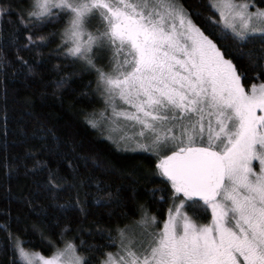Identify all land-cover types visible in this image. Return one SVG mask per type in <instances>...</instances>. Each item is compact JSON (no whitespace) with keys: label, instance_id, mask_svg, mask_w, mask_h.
I'll use <instances>...</instances> for the list:
<instances>
[{"label":"snow or ice","instance_id":"1","mask_svg":"<svg viewBox=\"0 0 264 264\" xmlns=\"http://www.w3.org/2000/svg\"><path fill=\"white\" fill-rule=\"evenodd\" d=\"M249 8L247 0L187 5L185 0H0V120L5 137L8 87L3 81L23 78L27 86L44 63L39 50L58 38L48 55L67 63L53 66L60 73L51 81L54 92L75 91V80L91 77L81 81L83 96L99 97L115 116L139 129L118 150L134 152L131 143L153 158L151 170H124L94 160L105 173L131 178L113 189L111 182L81 176L70 160L71 180L47 160L35 159L31 168L23 157L19 164L10 163L5 139L0 166L6 178L19 174L20 166L25 175L47 169V178L22 196L5 187L9 206L0 209L3 264H264V8ZM44 28L48 31L41 33ZM21 50H35L32 62L19 55ZM257 79L261 82L246 87ZM117 98L128 109H117ZM23 99L33 102L31 96ZM71 107L84 114L85 124L98 128L90 118L95 109L90 113ZM31 135L39 140L50 135L53 144L42 145L49 152L59 147V138L43 124ZM75 147V141L68 142L69 151ZM140 175L149 182L161 180L143 191L152 204L167 205L166 215H157L139 198ZM86 182L98 190L110 189L93 203L107 205L115 223L97 225L95 232L70 221L61 225V216L85 212L79 189ZM65 189L69 198L60 200ZM41 194L57 211L36 202ZM12 199L45 226L29 224L19 213L13 217ZM208 208L211 220L198 223L194 217L206 218ZM13 219L17 232L11 228ZM21 234L34 239L21 240ZM25 243L42 251H28Z\"/></svg>","mask_w":264,"mask_h":264},{"label":"trees","instance_id":"2","mask_svg":"<svg viewBox=\"0 0 264 264\" xmlns=\"http://www.w3.org/2000/svg\"><path fill=\"white\" fill-rule=\"evenodd\" d=\"M256 4L263 6L262 0H255ZM15 3V0H13ZM187 4H201L203 0H185ZM210 17L218 18V12H208ZM13 19H15V13H12ZM195 19V18H194ZM200 24V21H196ZM201 28H204L203 24H200ZM48 28L41 29L40 32H46ZM40 34V33H37ZM207 34V33H206ZM214 38V37H213ZM21 40H23V34H21ZM59 40L54 39L48 48L53 47ZM48 48H41L39 50L41 59L44 63L39 65L40 74L39 76H32L28 79V85L26 86L23 78L16 80L15 82H9L7 80L3 83L7 84L8 87V98H7V121H8V132L5 137L3 133V122L0 120V157L4 156V145L3 141L7 139V156L10 163L19 164L23 157L25 164L31 168V165L35 159L47 160L50 167H59L60 173L67 176L68 180L72 179L69 174L70 169L67 167L68 161H71L72 166L76 167L81 176L91 175L94 178H98L101 182H111L113 189L117 183L121 180L124 183H128L131 178L121 177L115 173H105L103 168L97 167L93 161H99L100 164H115L116 167L124 170H131L133 167L139 169H152V156L146 150H135L134 152H125L118 150L117 144L113 139H110L103 131L102 127L98 124V128L93 129L84 123L83 113L73 111L72 107L76 109L86 108L91 113L92 109H95V115H91L90 118L96 120L97 114L105 105V102L97 96H83L84 84L81 81H87L91 77L83 76L73 82L72 87L75 91H55V85L51 82L54 77L59 76V72L54 69V65L60 63L61 65L67 63V61L58 60L57 57L48 55ZM7 54L11 57L14 55L13 50H8ZM19 55L25 60L32 62L36 55L35 50L25 51L21 50ZM64 71H71V69H63ZM261 79H264L262 77ZM261 80H249L246 82V87L252 83H260ZM3 84H0L2 87ZM43 91L45 95L40 96V92ZM25 96L33 97L31 104L24 102ZM58 96H62V100L58 99ZM3 101L0 100V105ZM2 115V112H0ZM41 124L51 132H54L56 137L59 138L60 144L58 149H53L49 152L47 148L42 147L45 143L53 144L52 138L49 135L47 140H39L33 138L31 133ZM23 128V132H21ZM75 141L76 147L75 152L68 150V142ZM120 149H123L119 145ZM34 152L36 155H26V151ZM67 157L68 159H64ZM6 169L0 166V209H6L9 206V200L4 197L3 193L6 186L11 187L12 193L22 196L24 193L29 192L32 188L36 187L37 182H43L47 178V169L38 170L35 172H29L27 175L24 174V167L18 168V173L15 176L5 177ZM132 178H136L135 174ZM139 180L141 181L140 192L138 193L141 200H147L152 211L157 215H166V204L154 205L152 201L148 200L149 194L143 191L144 188H151L154 185H160L161 180L159 178H153L150 182L146 180L143 175H140ZM110 189L104 188L98 190L95 185L90 182H86L84 187L79 189V197L82 201V206L85 209L84 213L73 211L67 218L61 216V225L67 222H71L73 227L77 225L82 226L83 229H91L93 232L96 231L97 225L101 227H107L115 223V218L110 219L108 212L109 207L104 204L96 205L93 203L94 197H105V193ZM87 193V195H85ZM72 195L75 196V190ZM159 195V194H158ZM69 198V191L65 189L59 193V199L64 200ZM196 199V198H195ZM86 203H83L85 202ZM36 202L41 205H49L48 211H57L50 206V202L42 194L37 195ZM203 202L201 201V204ZM11 211L13 217L19 213L22 220L31 223L35 221L42 227L45 223L40 217L33 215L29 212L26 207H23L21 201L12 199ZM157 208L160 209L157 212ZM191 214V210H189ZM210 211L207 209V217H194L200 222H207L210 218ZM4 217L0 216V220ZM11 228L13 232H17L18 224L15 219L11 222ZM84 234H87L86 232ZM4 235L3 230H0V238ZM71 235V233H68ZM21 240L34 239L30 235L20 236ZM25 248L32 250H40L38 246L33 248L31 244H22ZM46 255L49 253H45ZM5 257L0 255V264H3Z\"/></svg>","mask_w":264,"mask_h":264},{"label":"rangeland","instance_id":"3","mask_svg":"<svg viewBox=\"0 0 264 264\" xmlns=\"http://www.w3.org/2000/svg\"><path fill=\"white\" fill-rule=\"evenodd\" d=\"M241 2H245V0H241ZM247 2L250 3V8H249L250 11L254 12V11H256V9L258 7L264 8V5L259 6L258 4H256L255 0H247ZM115 103H116L117 109H128V106L126 104H124L121 100H119V98H117ZM102 112H103V114H102ZM96 121L102 127V131L110 139H113L117 144H119L122 148H124V142L127 141L131 135L139 132L138 128L130 127L129 122L126 120L125 117L115 116L113 114V109L111 106L104 105L102 108H100V110L97 114ZM129 148H135V150H144V149L136 148V146L134 144H131V143H129ZM255 166L258 167V164ZM208 209L210 211V216H209L210 219L207 222H209L211 220V209L210 208H208ZM185 211H188V209H185ZM197 222L202 223L198 220H197ZM207 222H205V223H207ZM25 249L28 251H33L32 249H29V248L28 249L25 248Z\"/></svg>","mask_w":264,"mask_h":264},{"label":"water","instance_id":"4","mask_svg":"<svg viewBox=\"0 0 264 264\" xmlns=\"http://www.w3.org/2000/svg\"><path fill=\"white\" fill-rule=\"evenodd\" d=\"M196 199H199V198H196Z\"/></svg>","mask_w":264,"mask_h":264}]
</instances>
